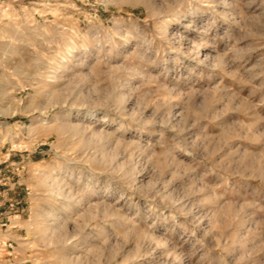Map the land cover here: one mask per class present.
I'll use <instances>...</instances> for the list:
<instances>
[{"label":"rangeland","instance_id":"1","mask_svg":"<svg viewBox=\"0 0 264 264\" xmlns=\"http://www.w3.org/2000/svg\"><path fill=\"white\" fill-rule=\"evenodd\" d=\"M0 264H264V0H0Z\"/></svg>","mask_w":264,"mask_h":264},{"label":"bare ground","instance_id":"2","mask_svg":"<svg viewBox=\"0 0 264 264\" xmlns=\"http://www.w3.org/2000/svg\"><path fill=\"white\" fill-rule=\"evenodd\" d=\"M176 22V21H175ZM170 23H173L172 21H170ZM73 53V52H72Z\"/></svg>","mask_w":264,"mask_h":264}]
</instances>
